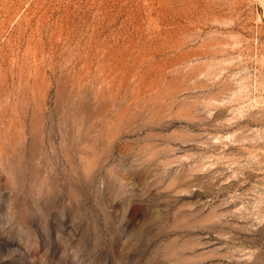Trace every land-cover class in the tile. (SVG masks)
<instances>
[{
    "label": "rangeland",
    "instance_id": "374dc122",
    "mask_svg": "<svg viewBox=\"0 0 264 264\" xmlns=\"http://www.w3.org/2000/svg\"><path fill=\"white\" fill-rule=\"evenodd\" d=\"M0 264H264V0H0Z\"/></svg>",
    "mask_w": 264,
    "mask_h": 264
}]
</instances>
